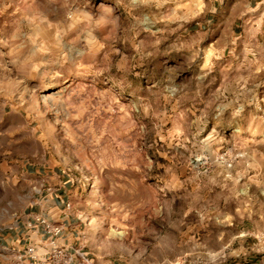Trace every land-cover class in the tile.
I'll return each mask as SVG.
<instances>
[{
  "label": "rangeland",
  "instance_id": "1",
  "mask_svg": "<svg viewBox=\"0 0 264 264\" xmlns=\"http://www.w3.org/2000/svg\"><path fill=\"white\" fill-rule=\"evenodd\" d=\"M255 0H0V111L83 191L91 264L264 255ZM22 123L18 118L11 119Z\"/></svg>",
  "mask_w": 264,
  "mask_h": 264
},
{
  "label": "crops",
  "instance_id": "2",
  "mask_svg": "<svg viewBox=\"0 0 264 264\" xmlns=\"http://www.w3.org/2000/svg\"><path fill=\"white\" fill-rule=\"evenodd\" d=\"M253 1L249 0V4ZM255 4L260 9L264 0H255ZM262 28L264 11L260 18ZM29 119L22 112L0 111V264H35L25 254L29 246L36 247L39 258L43 256L48 238L38 218L62 227L59 244L72 257L70 264H91L85 251L88 211L77 204L83 191L75 186L55 150L38 134L39 125L30 135L22 132ZM20 255L22 259L18 260ZM256 258V264H264V255ZM96 264L115 262L97 259Z\"/></svg>",
  "mask_w": 264,
  "mask_h": 264
},
{
  "label": "built area",
  "instance_id": "3",
  "mask_svg": "<svg viewBox=\"0 0 264 264\" xmlns=\"http://www.w3.org/2000/svg\"><path fill=\"white\" fill-rule=\"evenodd\" d=\"M37 221L44 227V232L48 238V248L41 258H39L35 246L27 247L25 249V254L35 264H70L72 262V257L69 256L66 250L59 244L63 231L62 227L49 222L45 218H38ZM21 259L22 256L20 255L18 260Z\"/></svg>",
  "mask_w": 264,
  "mask_h": 264
}]
</instances>
